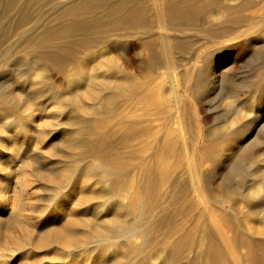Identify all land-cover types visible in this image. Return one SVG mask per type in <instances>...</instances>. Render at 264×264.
Returning <instances> with one entry per match:
<instances>
[{
	"label": "bare ground",
	"instance_id": "1",
	"mask_svg": "<svg viewBox=\"0 0 264 264\" xmlns=\"http://www.w3.org/2000/svg\"><path fill=\"white\" fill-rule=\"evenodd\" d=\"M262 3L0 0L1 18L8 20L0 27V39L17 31L21 35L17 43L1 51V58L24 45L30 55L26 73H40L22 80L24 73L18 71L17 81L40 93L52 89L50 68L64 72L78 64L77 74L67 76L68 88L53 92L59 110H67L64 128L54 141L55 153L34 157L32 162L44 165V179L57 181L48 201L60 196L58 190L66 184L69 188L62 197L76 194L72 209L80 213L82 223H77L75 214L66 215L67 207L61 204L60 217L55 216L52 226L45 225L41 231L39 246L47 249L63 242L66 264H97L89 260L92 247L102 248L97 253L98 264H264V150L253 152L256 140L248 145L243 142L248 128L230 131L232 119L205 131L196 107L198 103L212 107L218 90L226 85L225 77L234 71L227 55L238 60L248 54L249 64L261 59L264 71ZM48 6L50 15L46 17L42 9ZM198 44L203 47L199 52ZM208 45L216 48L215 54L207 55ZM100 48L108 50L106 56L117 53L120 65L113 62L111 69L91 65L93 58L106 59L98 55ZM194 52L198 53L192 63ZM146 70L166 71L170 75L168 90L154 87V82L140 83L126 72ZM230 75L231 79L234 74ZM242 81L231 83L226 93L229 98H241L246 106V112L234 109V121L247 112L264 113V87L254 89L247 80ZM22 98L14 91H0V101L12 109H20ZM234 100L225 103L226 107L235 108ZM256 106L260 109L255 110ZM29 113L26 109L22 114ZM7 120L6 114L0 116V228L4 229L21 224L15 218L21 209L18 204L32 188L26 169L13 174L15 161L8 159L17 156L19 149L12 150L10 137L3 136L12 133ZM17 122L16 128L22 117ZM190 124L195 126L192 134ZM17 129L22 132L23 148L35 134L23 126ZM216 138L223 141L221 147ZM208 148L209 154L205 152ZM5 150L11 154L6 155ZM207 158L215 166L226 167L223 180H234L227 187L226 199L239 198L237 203L246 209L242 219L256 218L254 226L242 224L234 204L224 208V198L214 200L222 209L215 216L207 203L213 198L198 191L209 189L199 186V167ZM13 198L18 201L11 208L8 199ZM94 198L98 201L92 205ZM45 211L44 207L38 211L42 222L48 220ZM87 213H104L106 220L98 222ZM81 229L91 234V240L65 241ZM106 245L109 248L104 251Z\"/></svg>",
	"mask_w": 264,
	"mask_h": 264
},
{
	"label": "rangeland",
	"instance_id": "2",
	"mask_svg": "<svg viewBox=\"0 0 264 264\" xmlns=\"http://www.w3.org/2000/svg\"><path fill=\"white\" fill-rule=\"evenodd\" d=\"M262 2V5H264V0H262ZM42 12L43 14L46 13V17L50 15L49 6L44 7L42 9ZM51 20L52 19H49L48 21ZM7 22L8 20L6 18H1L0 15V27L6 25ZM1 37L2 36L0 35V38ZM20 38V31H17L16 33H12V35H9L8 38H4V40L0 39V91H14L16 93L21 94V97H23L19 105L20 109L18 110L9 108L7 105L0 101V116L6 114V118L10 120V122H8V128L12 130V133L3 136L6 138L10 137L8 142H10V145H12V150L19 149L17 156L12 159H8L9 161H15L12 167L13 174H16L17 171H19L20 169H26L30 176L29 180L32 182V188L29 194L24 197L23 201L21 200L18 204L21 206V209L19 212L16 213L15 218L21 219V224L10 229L0 228V264H66L67 261L64 260L65 254L62 255L63 252H61V250L65 247L63 242L57 244L56 246L52 245L50 248L45 249L39 246L38 240L40 238L39 236L42 235L41 231L45 230L44 226H52L53 222L57 220V218L54 217L59 216L58 208L61 204L67 207V211L65 212L66 215L70 214L73 216L75 214L74 217L77 218L75 219L77 223H82V221L78 217L80 216V213L78 215V213H76L75 210L72 209L74 200L76 199V194H71L68 197L64 195V197H62L64 193H67L69 188V186L66 184L58 190L61 197L58 196L55 200L48 201V195H50L51 192L50 190L53 189L57 181L50 178L44 179V177L42 176L46 172L44 170V165L40 162L34 163L32 162V160L34 157L40 158L55 153L54 141H58L60 137V132L64 128L62 120L67 114V110H59L58 105L56 103V98H54L55 94H53V92H55L56 94L63 93L68 88L67 76H75V74H77L78 64L71 65L68 68L69 71L64 72L55 71L54 69L50 68L48 71V75L51 78L52 89L47 87L42 92L37 93L35 88L24 86L23 82L17 81L18 71V74L24 73L22 80L32 79L40 74L38 71H31L28 74L26 73L28 71H25L27 69V62L30 59V55L28 54L29 48H26V46L24 45H20L18 46V48H14L12 52H10V54H7L6 58H1V55L3 54V52L1 51L9 47L10 45L17 43ZM208 46H210V48L208 47L209 49L206 52L207 55L215 54L214 51H217L216 48L212 47V45ZM200 50H203V47L201 44H198L196 51L199 52ZM198 52H194L193 54H191L192 63L195 61V57ZM206 53L203 52L202 56L205 57ZM107 54V49H98L99 56H106ZM227 56L234 64V71H230V73L227 74L228 78L225 77L227 83L223 86V88L218 90L215 98L213 99L214 101L212 100L211 102L213 105H211L212 107H209L205 103H198V105L196 106L198 116L200 118L199 121H201L200 124H202L201 126L203 127V129L205 131L207 129L208 132L214 130L215 126L217 128H220L219 126H224L226 120L229 121L232 119V123L229 128L230 131H236V129L240 127H245L246 129L248 128L250 131L244 138L243 142L248 145L252 140H256L258 144L253 147V152L264 150V145L262 142L264 141V113L257 112V114H251V112H247L246 115L243 116L241 119H239L238 121H234V118H237V113H235V110L243 109V111L246 112V110L244 109V107L246 106H244V104L242 103L241 98H239L240 100L237 98H229L226 94L227 89H229V85L231 83H243L244 81L242 80H247L246 82L250 84V86L253 85L252 88L254 89H263L264 71L260 69L261 59H257L256 61H254L255 63L249 64L248 54H245L238 60L235 59L232 55ZM136 61L138 62L139 60L136 58ZM113 62L116 64L118 63L120 65L121 60L119 59L117 53L111 52L108 56H106V59L93 58L91 61V65L106 66L111 69L110 67L113 65ZM199 64L202 66L201 62ZM180 70H182V68H179L178 72H182ZM93 72L94 71H91V73ZM126 72L130 73L132 78L139 80L140 83L145 80L146 83L154 82V87L162 86L164 89L167 90L169 88L168 83L170 81V75H168L166 71L150 72L146 70L141 72ZM232 73L234 75H232L231 79L234 82H231V79L229 78L231 76L230 74ZM180 79L182 80V77ZM178 89L181 90V88ZM29 96H31L30 99H28ZM229 100H234L233 102L236 103L234 104V106H236L237 108H227L225 103L231 102ZM26 109H30V113L22 114L23 111ZM256 109H260V107L256 106L255 110ZM57 110H59V112H57L58 114H54V112ZM229 111H231L230 114H228ZM259 114H262V116H260ZM229 116L230 118H228ZM20 117H22V123H20L18 127L23 126V129L28 130L30 134H35L33 138L26 140L27 146L23 148H21L22 132L18 131V127L16 128L17 124H19L17 122V119ZM190 125L191 129H189L188 132L192 134L195 131V126L194 124ZM213 125L215 126L213 127ZM187 137L191 138L189 133L187 134ZM219 140L220 139L216 138L215 142L217 141V144L215 142L213 143L221 147L222 145L220 142L223 141ZM213 143H210L211 146L209 145L211 148L214 147ZM186 144L189 148L188 152L191 153L192 145L188 138ZM211 148H208V151L205 152H208L207 154H209L211 152H209ZM4 153L6 155L11 154L7 150H5ZM191 156L193 157V155ZM7 158H9V156H7ZM199 170L202 174V179L199 183V186L206 187L209 189H205L203 191L199 189L198 191H201V193L205 197L207 196L209 198H213V201L209 200L211 202L207 203L209 204L211 209H213L215 216H218V213L222 210L221 205L219 206L215 201L224 198V200H226V202L224 203V208H227L228 206L234 204L235 212L238 216L241 217L242 224L254 226L257 220L256 218L242 219V216L244 215L246 209L243 208V204L237 203L239 198H230L228 200L226 199L227 187L234 183L233 179L229 181L223 180L226 167L215 166L213 162L211 160H208L207 158L202 164V166L199 167ZM180 171L181 170L178 169L175 172L177 175H179ZM9 178H11V176ZM185 179L187 181V184L189 185L190 175H187ZM208 183H210L211 186H208ZM95 190L97 189L95 188ZM5 194L7 198H10V195L8 193L5 192ZM206 199L208 200V198ZM8 200V204L12 208L16 205V201H18V198ZM97 201L98 198H94L93 200H91V204L93 205V203ZM252 205L253 204L247 203L248 208L252 207ZM40 207H44L46 209V211L44 212V216H48V220L46 222H42L39 220L38 211L41 209ZM85 215L90 216V218H92L93 220H98V222L100 219L106 220L104 213H100L97 215L93 213H87ZM25 217H30V221L26 220ZM230 236L231 234H229V237ZM75 239L89 241L91 240V234L81 229L76 236L67 237L65 241L72 242ZM92 248L93 250L91 251L93 252V255L89 258V260L94 261L92 263L98 264L100 263V261L97 260V253H100L102 248ZM108 248L109 245H106L104 251H107ZM105 256L107 257V255ZM84 259L86 258L84 257Z\"/></svg>",
	"mask_w": 264,
	"mask_h": 264
}]
</instances>
